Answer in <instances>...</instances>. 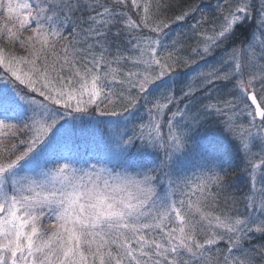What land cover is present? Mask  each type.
Returning <instances> with one entry per match:
<instances>
[{
	"label": "snow or ice",
	"instance_id": "6c2138e0",
	"mask_svg": "<svg viewBox=\"0 0 264 264\" xmlns=\"http://www.w3.org/2000/svg\"><path fill=\"white\" fill-rule=\"evenodd\" d=\"M205 7L0 0V264H264V0Z\"/></svg>",
	"mask_w": 264,
	"mask_h": 264
},
{
	"label": "rangeland",
	"instance_id": "374dc122",
	"mask_svg": "<svg viewBox=\"0 0 264 264\" xmlns=\"http://www.w3.org/2000/svg\"><path fill=\"white\" fill-rule=\"evenodd\" d=\"M214 3H215V0H203L201 4L209 6V7H205V11H209L210 6L213 5ZM197 15H199V14H197ZM184 30H186V26H183V25L180 27H176V29H175V31H177V32L178 31H184ZM174 34L175 33H173V35ZM240 36H241L240 39L244 38L242 35H240Z\"/></svg>",
	"mask_w": 264,
	"mask_h": 264
},
{
	"label": "trees",
	"instance_id": "16d2710c",
	"mask_svg": "<svg viewBox=\"0 0 264 264\" xmlns=\"http://www.w3.org/2000/svg\"><path fill=\"white\" fill-rule=\"evenodd\" d=\"M202 1L203 0H175V4H176V6H180V5L186 6L188 3L201 4ZM240 38H241V36H240Z\"/></svg>",
	"mask_w": 264,
	"mask_h": 264
}]
</instances>
